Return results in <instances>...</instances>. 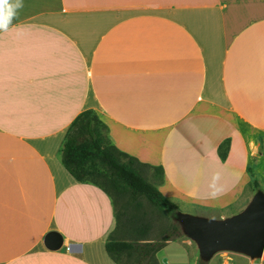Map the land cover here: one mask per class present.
<instances>
[{
  "label": "crops",
  "instance_id": "obj_1",
  "mask_svg": "<svg viewBox=\"0 0 264 264\" xmlns=\"http://www.w3.org/2000/svg\"><path fill=\"white\" fill-rule=\"evenodd\" d=\"M23 5L0 30V264H116L106 242L129 226L60 156L88 109L120 150L163 167L157 186L179 206L231 207L249 168L264 183V0ZM215 173L224 191L210 198Z\"/></svg>",
  "mask_w": 264,
  "mask_h": 264
},
{
  "label": "trees",
  "instance_id": "obj_2",
  "mask_svg": "<svg viewBox=\"0 0 264 264\" xmlns=\"http://www.w3.org/2000/svg\"><path fill=\"white\" fill-rule=\"evenodd\" d=\"M228 141L220 148H228ZM222 155H225L222 154ZM61 161L68 172L79 182H92L109 193L116 204L118 225L106 242V250L116 264H160L157 253L169 240L168 233L158 238L150 235L151 227L142 215L135 214L143 207V200L162 211L175 212L179 205L168 198L145 175V169H153L154 175L162 179V166L140 162L136 157L120 150L107 133L105 119L95 110L80 113L72 122L60 149ZM250 185L259 183L252 168ZM173 224L172 229H177ZM118 230H126L125 237H119ZM123 233V232H122ZM120 235V234H119ZM197 264H209L200 257Z\"/></svg>",
  "mask_w": 264,
  "mask_h": 264
},
{
  "label": "rangeland",
  "instance_id": "obj_3",
  "mask_svg": "<svg viewBox=\"0 0 264 264\" xmlns=\"http://www.w3.org/2000/svg\"><path fill=\"white\" fill-rule=\"evenodd\" d=\"M144 172L150 181L158 184L153 169L146 168ZM258 183V187L250 185L243 197L227 209L184 204L178 211L168 212L157 209L144 199L143 207L135 214L148 221L151 237L168 233L174 240H179L160 252L164 255L162 260L159 259L160 264H169L168 258L171 264H184L187 250L191 264H197L200 257L209 264H264V245L255 246L230 237L226 226L242 217L264 220V183ZM173 224L177 225L176 230L171 228ZM232 241L240 242L236 246Z\"/></svg>",
  "mask_w": 264,
  "mask_h": 264
},
{
  "label": "water",
  "instance_id": "obj_4",
  "mask_svg": "<svg viewBox=\"0 0 264 264\" xmlns=\"http://www.w3.org/2000/svg\"><path fill=\"white\" fill-rule=\"evenodd\" d=\"M226 226L228 227L227 232L230 237H235L243 240L246 243L263 247L264 220L256 218L248 219L247 217H242L234 222H230ZM232 242H234V244H236L237 246L240 241ZM44 244L49 249H59L64 244V237L60 232L56 230L50 231L44 239Z\"/></svg>",
  "mask_w": 264,
  "mask_h": 264
},
{
  "label": "clouds",
  "instance_id": "obj_5",
  "mask_svg": "<svg viewBox=\"0 0 264 264\" xmlns=\"http://www.w3.org/2000/svg\"><path fill=\"white\" fill-rule=\"evenodd\" d=\"M23 6V0H0V30H7L12 20L17 16L18 10ZM219 180L220 174L215 173L209 185L210 198H217L224 191L223 187L218 184Z\"/></svg>",
  "mask_w": 264,
  "mask_h": 264
}]
</instances>
